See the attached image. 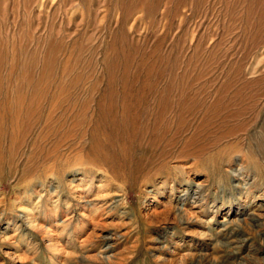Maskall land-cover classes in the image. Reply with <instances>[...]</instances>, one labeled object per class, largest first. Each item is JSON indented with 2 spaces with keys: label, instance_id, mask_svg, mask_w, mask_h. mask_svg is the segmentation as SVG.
Segmentation results:
<instances>
[{
  "label": "rangeland",
  "instance_id": "1",
  "mask_svg": "<svg viewBox=\"0 0 264 264\" xmlns=\"http://www.w3.org/2000/svg\"><path fill=\"white\" fill-rule=\"evenodd\" d=\"M0 264H264V0H0Z\"/></svg>",
  "mask_w": 264,
  "mask_h": 264
}]
</instances>
